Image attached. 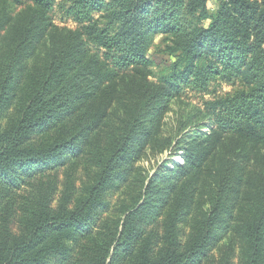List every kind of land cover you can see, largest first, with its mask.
Returning <instances> with one entry per match:
<instances>
[{"label":"trees","instance_id":"trees-1","mask_svg":"<svg viewBox=\"0 0 264 264\" xmlns=\"http://www.w3.org/2000/svg\"><path fill=\"white\" fill-rule=\"evenodd\" d=\"M3 1H30L40 17L47 15L57 2ZM210 1L62 0L64 14L80 27L70 32L51 55L16 122L6 128L0 125V264H114L116 256L107 262L110 248L104 253L85 250L83 258H79L82 250L77 254V246L93 232V216L107 207L105 195L116 179L112 155L129 152L137 141L142 117L155 113L160 104L174 98L175 91L187 87L213 94L211 88L217 82L235 87L231 93L215 95L207 101L206 114L211 123H201L187 135L195 148L187 151L190 169L204 163L225 137L234 143L237 140L242 148L264 144V0H214L213 9ZM35 22L31 15L22 34L23 43L30 41V27ZM158 35L165 36L164 52L172 57L168 73L159 77V84L148 81L138 89H130L132 104L128 116L119 132L111 133L108 140L114 150L106 161L100 159L99 171L91 183L83 186L82 193L77 195V186L71 179L60 190L59 176L55 173L56 178H52L53 173L87 153L88 146L99 144L94 134L106 117L105 108L98 106L94 110L88 104L85 97L91 91L87 89L86 77L78 81L76 76L63 78L72 64L71 54L84 45L102 51L103 59L92 56L98 66L93 75L100 77L99 90L103 79L152 65L149 51ZM17 51L10 52L11 60L3 71L6 76L0 79V108L9 98L11 65ZM85 68L78 69L82 76L87 74ZM204 128H209L210 133H204ZM143 133L147 134L146 129ZM202 141L206 145L201 146ZM222 166L217 176L222 178L218 192L209 199L211 209L202 218L188 248L179 249L172 239L160 255L145 247L133 264L205 263L232 223L230 206L223 195L228 182L224 179L233 167L227 163ZM47 176L48 180L35 183ZM261 179L252 216L238 226L247 249V264H264V171ZM32 183L36 197H20L19 190ZM184 194L177 192L168 205L175 216L188 215L182 208ZM167 203L164 201L163 206ZM145 207L146 202H139L129 210L120 237L115 239L117 245L139 230L138 217Z\"/></svg>","mask_w":264,"mask_h":264},{"label":"rangeland","instance_id":"rangeland-1","mask_svg":"<svg viewBox=\"0 0 264 264\" xmlns=\"http://www.w3.org/2000/svg\"><path fill=\"white\" fill-rule=\"evenodd\" d=\"M62 4V0H57L54 8L40 17L34 13L30 1L14 4L0 0V79L6 76L3 71L11 60L10 52L18 50L11 65L9 98L4 100L0 108L2 128L16 122L33 95L39 78L44 75L51 55L70 32L80 27L73 18L64 14ZM214 6L215 2L211 0L210 9ZM31 15L36 22L30 27V41L23 43L22 34ZM164 38V35H158L149 51L152 65L128 69L119 73V76L103 79L99 90L97 85L100 77L93 75L98 66L96 68L92 62V56L103 59L102 51L99 53L93 45H84L82 50L80 46L75 48L71 54L72 64L63 78L76 76L74 79L78 81L86 77L87 89L91 93L85 98L92 109L96 110L98 106L105 108L106 117L94 134L95 138H99V144L88 146L87 153L72 159L67 166L53 173L52 178H56L55 173L59 176L60 190L71 179L77 186V195L82 193L83 186L91 183L99 171L100 159L106 161L114 150L108 140L111 133L114 135L119 132L128 116L132 104L130 89H138L148 81L159 84V77L168 73L166 69L172 57L164 52ZM81 67H86L85 76L78 72ZM234 88L225 82H217L211 88L213 94H209L184 87L175 91L174 98L166 104H160L155 113L142 117L141 130L138 138H135L137 141L132 143L129 152L111 157V163L115 164L116 179L105 195L107 207L99 209L93 216V232L77 246V254L82 250L79 258H83L85 250L104 253L110 248L107 262L116 256L114 264H133L145 247L160 255L172 239L179 249L185 250L194 241L202 218L211 209L209 199L217 194V186L222 179H218V172L224 168L222 163H227L233 167V172L224 179L228 182L223 197L230 206L228 210L232 223L226 237L216 244L204 264H222L225 261L228 264H247V249L238 226L252 216L258 184L262 181L264 171V144L242 148L237 140L234 143L230 137H225L195 170L189 168L191 158L187 152L195 149L193 140L187 136L190 131L201 123H211L205 103L215 95L231 93ZM210 131L209 128L203 129L204 133ZM178 141L180 144H177ZM206 143L202 141L201 146ZM231 143L234 145L230 146ZM177 146L180 148L176 149ZM48 179V176L40 178L35 183ZM34 188V183L23 186L19 196L33 200L37 194ZM181 191L185 192L183 196L186 200L182 208L188 212L187 216H181L180 213L175 216L176 213L168 207L176 193ZM167 200L168 203L163 206ZM139 202H146L144 211L138 217L139 230L117 245L115 239L120 237L125 216Z\"/></svg>","mask_w":264,"mask_h":264}]
</instances>
